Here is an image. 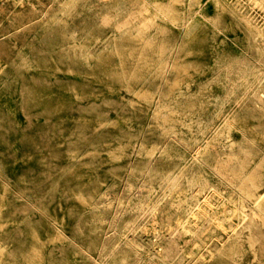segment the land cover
<instances>
[{
  "label": "rangeland",
  "instance_id": "374dc122",
  "mask_svg": "<svg viewBox=\"0 0 264 264\" xmlns=\"http://www.w3.org/2000/svg\"><path fill=\"white\" fill-rule=\"evenodd\" d=\"M85 1L58 0L56 6L60 14L57 24L73 23L78 27L76 31H84L83 44L76 41L72 51L62 53L61 44L66 45L62 39L67 31L62 26L55 29L58 36L54 51L46 49L43 43L21 51V44H16L8 75L0 81V119H4L0 125V184L8 189L10 208L17 210L15 224L10 235L2 238L3 244L17 258L42 245L47 264H187L184 260L158 259L153 254L164 242L166 224L175 223L171 218L182 211L180 200L167 202L166 191L155 179L157 175L166 176L171 168L167 153L170 141L160 124L172 123L185 135V127L177 119L198 117L205 111L200 107L205 103L199 97L200 88L206 87L215 102L223 99L215 81L217 75L211 70L215 67L214 55L219 54L224 63H254L264 47V36L254 40L246 19L249 17L264 30V0H89L87 6L83 5ZM156 8L164 11L167 18H158ZM184 12L187 28L183 27ZM111 18L118 32L128 31L127 40H119L112 33L106 36ZM152 19L163 25L161 31L153 34L154 28L145 26L141 30L135 24H147ZM46 31L47 27L40 29L39 35ZM139 32L151 33L157 42L144 48L143 40H133ZM103 36L107 41L103 40L100 46L97 42L87 59L89 53L80 47L93 42V37ZM87 37L91 39L88 41ZM255 41L260 43L259 47L254 46ZM116 46L120 47L119 53L128 57L125 76L114 79L112 85L104 79L90 87L82 80L91 70L87 63L92 66L101 58L107 69L120 71ZM112 47V58L107 60ZM167 54L174 56V66L159 84ZM52 55L56 58L50 59ZM25 63L38 72L49 70L52 74L33 77V71L24 68ZM219 76L222 79L223 75ZM157 86L161 88L160 102L178 104L173 106L176 111L171 116L166 115L167 121L160 120L159 111L144 98ZM43 95L50 97L48 104L36 106L33 99ZM166 96L169 98L165 100ZM171 97H178L177 102ZM212 107L211 104L207 109L210 117L215 112ZM89 118L97 124L128 119L120 134L130 138V145L120 163L111 161L107 154L122 142L114 139L112 125H103L101 131L89 133L83 139L82 130L90 126L85 122ZM231 132L237 146L240 132ZM214 141L209 139L207 148L215 152L218 146ZM67 143L79 153V162L70 164ZM179 149L182 153L183 146ZM153 150L158 152L147 155ZM230 160V155L218 156L207 165V172H196L207 191H233L217 176L221 174L232 181L225 173ZM67 166L79 167L80 178L69 179L63 172ZM96 181L100 187H79ZM79 191L92 193L91 208L74 199ZM10 213L5 211L4 216L12 220ZM225 224L241 228L235 218ZM32 229L38 241L32 237ZM214 229L223 236V231ZM241 236L243 248L235 260L214 256L193 264H261L249 248L248 231ZM108 246L115 252L108 255L106 262L103 252Z\"/></svg>",
  "mask_w": 264,
  "mask_h": 264
},
{
  "label": "bare ground",
  "instance_id": "6f19581e",
  "mask_svg": "<svg viewBox=\"0 0 264 264\" xmlns=\"http://www.w3.org/2000/svg\"><path fill=\"white\" fill-rule=\"evenodd\" d=\"M57 1L18 0V2H7L0 0V81L8 75L7 68L10 61L15 57L16 44H21V51L23 49L32 50L33 47L41 43L46 44V49L55 50L54 44L58 36L55 29L60 26L57 24L60 16L59 7L56 9ZM88 2L89 0L85 1L83 5L87 6ZM16 3H19V6ZM83 10L84 8L81 9V11ZM87 11H91V9ZM155 11L158 18H167L164 11L158 8ZM182 18L183 27L187 28L186 12L183 13ZM246 21L248 27L253 30L254 40L264 36V30L257 27L249 17ZM135 24L141 30L145 26L154 28L153 34L161 31L163 26L157 19H152L147 24ZM61 26L67 30L66 37L62 39L63 41L66 40V45L61 44V47H64L62 53L72 51V44L76 41H80L82 44L85 42L84 35L86 33L76 31L78 27L73 23ZM44 27H47L48 31L39 35V30ZM107 29L106 36H110L112 33L122 41L128 38L129 33L126 29L121 32L116 30L113 18L109 20ZM106 36L93 37V42L89 41L90 37H87V39L89 38L87 46L82 45L80 47L81 51L89 53L87 59L94 52L93 46L97 42H100V46L103 40L107 41ZM136 36L133 40H143L142 45L144 48L153 46L157 42L156 39L152 38L154 36L151 33L147 35V32L144 34L139 32ZM254 46L259 47L260 43L255 41ZM114 49L116 54H120V71L107 69L101 58L92 66L91 63H87L88 69L91 70L87 72L88 76L83 77L82 80L87 81L90 87L99 85L104 79L107 80L108 85H112L114 79L119 80L120 77L125 76L124 66L128 57L125 58V55L119 53V46L114 47ZM112 52L113 47L109 49L107 60L112 58ZM17 56L22 55L18 53ZM214 56L215 67L211 70L217 75L215 81L218 84L219 91L222 92L220 97L223 99H216L215 102L206 87L200 88L199 97L205 99V103L201 104L200 107L205 111L199 113L198 117L191 115L190 117H179L177 119L185 127V135L178 132L179 129L172 123L162 125L157 121L170 141L167 153L171 168L166 176L157 175L155 179L166 191L167 202L171 204L180 200L182 211L171 218V220L176 221L175 223L169 222L166 224L167 233L162 236L164 242L153 254L158 259L171 258L177 262L184 260V263L188 262L187 264L197 263L214 256H225L233 259L242 251L241 241L243 239L241 235L243 231H248L250 237L249 242L247 241L249 248L254 258L264 264V47L256 55V59L253 60L254 63L249 61L248 64L224 63L219 58V54ZM173 57H168V54L164 57L165 64L159 74L161 78L159 84H162L171 67L174 66ZM49 58L55 59L56 57L52 55ZM20 59L24 60L25 58L21 57ZM23 66L26 71H33V77L45 78L52 74L49 70L38 72L32 65L27 63ZM221 74L223 75L222 79L219 76ZM129 76H133V74ZM160 89L157 86L152 93L144 96V98L149 101L152 108L159 111L160 120L167 121L168 116L166 115L170 114L171 116V113L176 111L173 106H178V104L160 102ZM178 91H182V89ZM89 95L94 98H101L99 95L91 93ZM84 96L77 95L80 98ZM49 98L43 95L33 99L36 100L33 103L40 107L46 106ZM168 98L166 96L164 99ZM170 100L177 102L178 97H171ZM211 104L212 108H215L212 117L207 114V109L210 108ZM166 108L169 109L166 110L169 112L163 110ZM1 118L0 125H3L4 119ZM126 121L128 119H121L114 123L101 122L97 124L94 119L89 118L85 122L90 126H85L81 135H83V139H86L89 133L101 131L103 125H112L115 130L114 139L122 142H119L117 149L108 151L107 154L111 161L120 163L130 145V138L120 134L124 130L122 125ZM251 121H253L252 125H250ZM233 129L240 132L241 140L237 146L234 144V137L231 132ZM253 134L254 136H252ZM209 139L215 140L214 142L218 146L215 152L207 148ZM259 139L262 140V143L258 142ZM108 143L107 141L106 144ZM181 146H183L182 153L179 149ZM65 150L69 156L70 164L80 161L79 153L70 149V144L67 143ZM157 152L153 150L147 155L151 157ZM222 155H230L231 157L225 167V173L231 177L232 181H227L223 175L216 174L219 181L229 186L233 191H207L208 188L205 183L195 176L196 172H200L201 169L203 172H207V165L216 157ZM77 171H79V167L67 166L63 169L69 179H79ZM79 187H100V183L98 181L89 184L83 183L79 184ZM8 193L7 187L0 184V264H47L42 245L34 246L30 254H22L20 258H17L3 244L2 238L10 235V230L15 224L14 215L17 211L15 208H10ZM92 198L91 192L85 193L83 191H79L74 196V199L86 208L92 207ZM145 209L149 212L151 208L147 205ZM5 211L11 212L9 216H12V220L4 216ZM234 218L241 225L240 229L225 224V221ZM214 228L223 231V236ZM31 232L32 237L38 241L35 230L32 229ZM114 252L115 250H112L110 246L104 248L103 256L106 258V262L108 255H113Z\"/></svg>",
  "mask_w": 264,
  "mask_h": 264
}]
</instances>
